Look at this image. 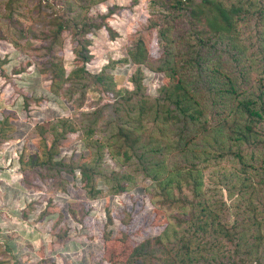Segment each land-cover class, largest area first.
<instances>
[{
    "label": "rangeland",
    "instance_id": "rangeland-1",
    "mask_svg": "<svg viewBox=\"0 0 264 264\" xmlns=\"http://www.w3.org/2000/svg\"><path fill=\"white\" fill-rule=\"evenodd\" d=\"M6 1L0 0V264H122L120 261L128 254L123 251L131 242L137 244L149 238L156 247V236L166 223L165 217L180 214L181 208L155 198L153 190L148 192L150 181L138 173L141 171L136 157L116 156L105 147L96 165L92 145L96 144L93 139L108 137L118 122L134 121L138 132H142L139 150L148 157L154 159L157 152L150 148L158 144L175 146L178 136L172 129L174 124L161 118L165 106L160 88L166 77L142 66V89L136 90L131 81L136 65L129 60L141 37L150 55H160L164 40L157 29L169 11L170 0H106L81 11V17L100 21L99 15L110 9L107 23L115 33L104 27L91 29L87 87L68 81L58 93L49 87V57L43 46L49 18L59 6L44 0H15L14 15L9 18L4 9ZM262 25L263 19L254 16L240 29L252 68L249 74L258 73V77L262 75L259 65L264 55ZM71 33L63 32L62 44L55 48L66 75L76 65ZM95 75L103 80H96ZM98 108L104 122L93 124L94 135L86 141L77 138L82 125L93 122L90 114ZM139 110L143 114L137 119ZM38 125L46 126L44 135L38 134ZM64 132L69 133L66 138ZM52 144H56V160L84 158L81 165H96V194L85 186L78 170L75 176L63 173L61 180L47 172L42 175V160ZM209 149L212 152L206 160L202 156L197 164L202 170V197L215 210L213 225L219 222L229 228L235 240L230 236V240H218L213 230L200 232L195 242L200 253L191 264H232V257L241 264H264V171L251 166L242 168L232 153L221 151L223 148L212 140ZM244 151L249 154L251 148L246 146ZM253 152L260 162L264 149ZM125 170L134 177L133 182H128L126 193L115 194L111 184ZM176 189L180 191L179 200L190 198L187 187ZM156 202L159 207H155ZM185 211L178 226L189 223L190 207ZM258 231L262 246L256 261L250 263L254 255L248 252L253 249L246 250L255 245L235 250L236 238L242 235L244 241ZM124 235L125 241L121 239ZM176 241L171 237L163 243L172 249ZM210 248L218 256L201 259ZM233 253L236 256H231ZM158 260L137 264H158Z\"/></svg>",
    "mask_w": 264,
    "mask_h": 264
},
{
    "label": "trees",
    "instance_id": "trees-1",
    "mask_svg": "<svg viewBox=\"0 0 264 264\" xmlns=\"http://www.w3.org/2000/svg\"><path fill=\"white\" fill-rule=\"evenodd\" d=\"M41 1L43 0H38V3ZM44 1L59 6L57 11H52L49 18L50 27L45 31L47 39L43 46L46 56L49 57V87L58 93L61 85L69 81L85 88L90 75L86 64L91 58L87 49L88 34L92 28L101 27L115 33L107 23L111 10L108 9L107 14H100V21H95L91 16L81 17V11H87L93 5L106 0H65V4L52 0ZM14 2L15 0H7L4 3L9 18L14 15ZM167 5L169 11L163 16L164 21L157 29L164 40L163 44L161 43L160 55L156 58L150 55L141 37L136 40L129 60L136 65L131 78L136 90L142 89V66L162 72L166 77V83L160 88L165 106L161 118L168 124H174L172 129L178 136L175 146L158 144L150 148L157 152L154 159L148 157L139 150L142 132H138L134 121L118 122L108 137L93 139L96 142L92 145L93 153L97 155L96 165L100 156L105 154V147L116 156L121 154L130 159L136 157L142 173L136 172L150 181L148 192L153 190L155 198L171 203L172 206L177 204L181 208L180 214L165 217L166 223L156 236V247L149 238L137 244L131 242L123 251L128 254L120 261L122 264L153 262L155 258L159 259L158 264H191L198 259L197 254L200 253L195 245L198 240L196 235L200 232L208 233L213 230L217 233L218 240H230L231 230L219 222L218 226L213 225L216 222L215 210L209 207L202 197V170L197 164L202 156L206 160L212 152L209 149L211 140L223 148L221 151L232 153L242 164V168L251 166L264 171V152L260 156V162L255 160L256 154L253 152L256 149H264V55L260 58L259 65L262 75H250L252 68L240 32L242 25L254 16L264 22V0L256 3L253 0H170ZM71 7L72 12L69 13ZM262 27L264 28V25ZM65 31L72 32V40L75 43L73 53L76 57L75 68L67 75L62 58H58L55 51L59 43L61 46L60 38ZM20 37H23L22 33ZM94 78L103 80L100 75H95ZM25 103L27 105V99ZM100 111L98 108L91 112L93 122L82 125L77 138L86 141L94 135L93 124L105 120ZM142 114V110H139L136 118H140ZM37 127L38 134L44 135L46 126ZM66 129L64 126V130ZM63 134L66 138L69 133ZM61 137L62 135L58 141ZM55 146L56 144H52L49 147L46 158L42 160V175L47 172L48 176L52 174L55 179L61 180L63 173L75 176V170H78L79 178L91 193L96 194L98 190H95L93 184L99 172L96 165H81L84 158L69 162L62 157L56 160ZM246 146L251 148V153L244 151ZM133 179L134 177L125 170L120 178H115L111 191L114 189L115 194L126 193L130 188L128 182H133ZM183 186L189 189L190 198L187 196L179 200L180 191L176 188L181 189ZM151 203L154 205L152 198ZM187 206L191 209L189 223L178 226L183 221L181 216L186 214ZM155 207H159L158 202ZM192 227L193 232H190ZM171 237L177 241L175 248L169 249L163 242ZM242 238V235L236 238L235 250L255 245L254 248L246 250L253 249L248 254L254 255L250 263L255 262L262 246L260 231L244 241ZM121 239L125 241L127 236L124 235ZM234 255L233 253L231 256ZM217 256V252L210 248L200 258L211 259ZM232 258V264H241L236 261V257ZM117 262L113 261L111 264Z\"/></svg>",
    "mask_w": 264,
    "mask_h": 264
}]
</instances>
